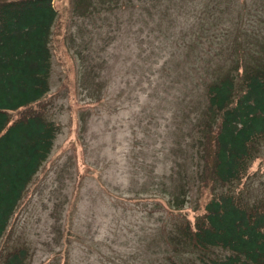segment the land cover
Masks as SVG:
<instances>
[{
  "label": "rangeland",
  "instance_id": "1",
  "mask_svg": "<svg viewBox=\"0 0 264 264\" xmlns=\"http://www.w3.org/2000/svg\"><path fill=\"white\" fill-rule=\"evenodd\" d=\"M73 1L53 0L50 93L13 114L43 109L59 133L10 221L0 264L21 247L26 264L223 259L220 249L182 246L177 208L201 210L211 193L264 200V142L244 184L200 188L206 86L238 60L264 63V0H92L89 12Z\"/></svg>",
  "mask_w": 264,
  "mask_h": 264
},
{
  "label": "trees",
  "instance_id": "2",
  "mask_svg": "<svg viewBox=\"0 0 264 264\" xmlns=\"http://www.w3.org/2000/svg\"><path fill=\"white\" fill-rule=\"evenodd\" d=\"M91 1H87L88 12ZM83 3L79 1L78 6ZM57 18L53 0L0 3V247L59 133L43 109L13 117L51 91L50 39ZM237 77L244 80L242 85ZM205 97L200 145L206 156L200 188L206 190L209 182L212 189L217 183L244 184L264 142V63L245 68L238 60L206 86ZM199 210L200 205L194 209L197 212L177 208L186 218L177 234L182 246L229 253L208 264H264V200L251 204L239 191L211 193ZM28 258L27 248H15L5 255L3 264H26Z\"/></svg>",
  "mask_w": 264,
  "mask_h": 264
},
{
  "label": "crops",
  "instance_id": "3",
  "mask_svg": "<svg viewBox=\"0 0 264 264\" xmlns=\"http://www.w3.org/2000/svg\"><path fill=\"white\" fill-rule=\"evenodd\" d=\"M73 1V0H72ZM79 1H84L85 2V4H84V7H86V5L88 4V2L90 1V0H74L73 2V7L75 8L76 6H78V4H79ZM88 1V2H87ZM81 6V5H80ZM80 6H78V7H80Z\"/></svg>",
  "mask_w": 264,
  "mask_h": 264
}]
</instances>
